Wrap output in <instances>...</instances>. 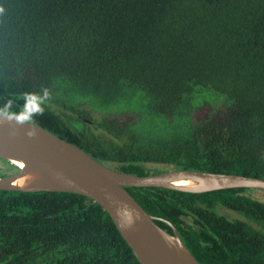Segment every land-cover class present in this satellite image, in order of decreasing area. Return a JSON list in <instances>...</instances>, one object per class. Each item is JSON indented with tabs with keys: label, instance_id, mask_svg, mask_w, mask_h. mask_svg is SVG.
Segmentation results:
<instances>
[{
	"label": "trees",
	"instance_id": "trees-1",
	"mask_svg": "<svg viewBox=\"0 0 264 264\" xmlns=\"http://www.w3.org/2000/svg\"><path fill=\"white\" fill-rule=\"evenodd\" d=\"M0 113L124 173L264 178V0H0ZM124 188L201 264H264L256 189ZM0 264L141 263L90 198L0 189Z\"/></svg>",
	"mask_w": 264,
	"mask_h": 264
},
{
	"label": "water",
	"instance_id": "water-1",
	"mask_svg": "<svg viewBox=\"0 0 264 264\" xmlns=\"http://www.w3.org/2000/svg\"><path fill=\"white\" fill-rule=\"evenodd\" d=\"M0 159L22 163L0 176V189L70 191L98 203L141 264H201L174 225L148 213L124 187H162L201 193L227 188L264 190V178L236 173L170 169L147 175L124 173L32 121L0 113ZM14 164V163H13ZM24 183H16L17 180ZM184 182V183H181ZM163 219L172 233L155 220Z\"/></svg>",
	"mask_w": 264,
	"mask_h": 264
},
{
	"label": "rangeland",
	"instance_id": "rangeland-1",
	"mask_svg": "<svg viewBox=\"0 0 264 264\" xmlns=\"http://www.w3.org/2000/svg\"><path fill=\"white\" fill-rule=\"evenodd\" d=\"M11 165H14V164L11 163L8 160L0 159V173H8V174H10V173L14 172L16 169H14ZM255 191H257L256 192V196L258 198L264 199V190L256 189Z\"/></svg>",
	"mask_w": 264,
	"mask_h": 264
},
{
	"label": "bare ground",
	"instance_id": "bare-ground-1",
	"mask_svg": "<svg viewBox=\"0 0 264 264\" xmlns=\"http://www.w3.org/2000/svg\"><path fill=\"white\" fill-rule=\"evenodd\" d=\"M13 163H14V165H16V166H21L22 165V163H20V162H17V161H12ZM16 183H24V181L23 180H21V179H19V180H17L16 181ZM181 183H184V182H181Z\"/></svg>",
	"mask_w": 264,
	"mask_h": 264
}]
</instances>
